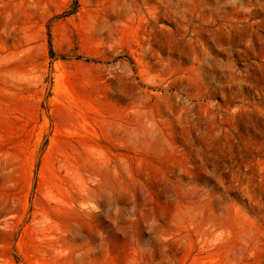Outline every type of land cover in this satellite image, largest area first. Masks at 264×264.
<instances>
[{"label":"rangeland","instance_id":"rangeland-1","mask_svg":"<svg viewBox=\"0 0 264 264\" xmlns=\"http://www.w3.org/2000/svg\"><path fill=\"white\" fill-rule=\"evenodd\" d=\"M0 264H264V0H0Z\"/></svg>","mask_w":264,"mask_h":264}]
</instances>
